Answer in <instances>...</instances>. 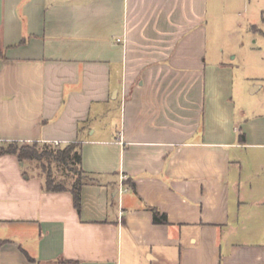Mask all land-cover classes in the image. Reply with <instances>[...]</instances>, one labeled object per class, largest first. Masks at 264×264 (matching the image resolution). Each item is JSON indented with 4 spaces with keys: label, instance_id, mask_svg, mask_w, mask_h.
Instances as JSON below:
<instances>
[{
    "label": "crops",
    "instance_id": "obj_1",
    "mask_svg": "<svg viewBox=\"0 0 264 264\" xmlns=\"http://www.w3.org/2000/svg\"><path fill=\"white\" fill-rule=\"evenodd\" d=\"M208 4L0 0V144L79 142L96 180L78 212L0 155V264H264L232 172L264 118H238L231 69L208 62Z\"/></svg>",
    "mask_w": 264,
    "mask_h": 264
},
{
    "label": "rangeland",
    "instance_id": "obj_2",
    "mask_svg": "<svg viewBox=\"0 0 264 264\" xmlns=\"http://www.w3.org/2000/svg\"><path fill=\"white\" fill-rule=\"evenodd\" d=\"M208 2V62L222 61L231 69V101L235 104L238 118H264V0ZM232 156V172L234 175V172H240V189L246 201L241 210L245 211L241 226V231L245 232L239 238L249 240L252 238L249 234L255 232L263 239L264 145L235 150ZM30 167L45 180L47 172L37 161ZM52 167L57 179H61L54 164Z\"/></svg>",
    "mask_w": 264,
    "mask_h": 264
},
{
    "label": "trees",
    "instance_id": "obj_3",
    "mask_svg": "<svg viewBox=\"0 0 264 264\" xmlns=\"http://www.w3.org/2000/svg\"><path fill=\"white\" fill-rule=\"evenodd\" d=\"M244 139V134L240 133V140L244 141ZM5 154H15L24 163L37 161L40 167L47 172L44 189L47 191H70L74 198L75 208L81 212L83 186L96 180L82 167V146L79 142L75 141L66 145L40 144L38 142L21 145L13 142L0 144V155ZM43 160H46L49 165ZM52 164L58 169L61 179H57L55 176ZM150 210L153 213L154 223H169L166 213L155 207H151Z\"/></svg>",
    "mask_w": 264,
    "mask_h": 264
},
{
    "label": "built area",
    "instance_id": "obj_4",
    "mask_svg": "<svg viewBox=\"0 0 264 264\" xmlns=\"http://www.w3.org/2000/svg\"><path fill=\"white\" fill-rule=\"evenodd\" d=\"M56 144H58V143H56Z\"/></svg>",
    "mask_w": 264,
    "mask_h": 264
}]
</instances>
